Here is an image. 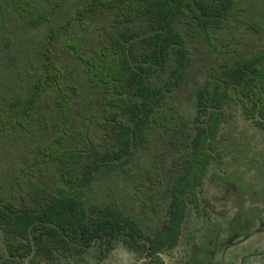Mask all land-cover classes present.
<instances>
[{"label": "trees", "instance_id": "trees-1", "mask_svg": "<svg viewBox=\"0 0 264 264\" xmlns=\"http://www.w3.org/2000/svg\"><path fill=\"white\" fill-rule=\"evenodd\" d=\"M235 109L264 0H0V264H164Z\"/></svg>", "mask_w": 264, "mask_h": 264}, {"label": "flooded vegetation", "instance_id": "flooded-vegetation-1", "mask_svg": "<svg viewBox=\"0 0 264 264\" xmlns=\"http://www.w3.org/2000/svg\"><path fill=\"white\" fill-rule=\"evenodd\" d=\"M252 105L253 95H246L243 107L252 109ZM235 111L231 110L229 122ZM247 113L239 114L257 135L247 134L239 147L245 157L260 158L254 162L258 167L253 173L257 174L249 179L245 169L229 176L222 173L232 163L227 158L233 143H227L222 163L209 169L196 198L188 203L177 243L159 253L164 264H264V146L259 149L253 143L256 138L264 142V117L258 121ZM216 203L221 205L220 211L215 209ZM127 251L148 264L145 258Z\"/></svg>", "mask_w": 264, "mask_h": 264}, {"label": "rangeland", "instance_id": "rangeland-1", "mask_svg": "<svg viewBox=\"0 0 264 264\" xmlns=\"http://www.w3.org/2000/svg\"><path fill=\"white\" fill-rule=\"evenodd\" d=\"M248 123L242 119L238 111H235L233 113V118L231 122H229L223 130V137L225 139L226 144L230 142L233 143V147L230 148V154L227 158V160L232 161V163L225 167L222 171V173H226L229 176L230 174H239L242 171H248L249 179H252L253 175L255 176L257 173H253L256 170L257 166L254 164L255 161L260 158L254 157L255 160H251L252 158L245 157L244 154H242L240 145L245 140L246 135L252 136L253 134L257 135V131H255L254 128L250 126V128H247ZM256 146H259V149H261L264 146V142L260 141L258 138L255 139L253 142ZM239 147V149H237ZM258 167V166H257ZM221 172V171H217ZM233 180V179H232ZM229 194V193H228ZM206 197H210L208 194ZM218 203L221 201H217ZM215 209L217 211H220L219 208L221 205L215 204ZM3 245L0 241V254H3ZM107 264H145L143 260H138L136 257H134L133 254L129 253L127 250L122 248L121 246H117L114 252L109 256L108 260L106 261ZM44 264V263H40ZM86 264H95L94 262L89 261Z\"/></svg>", "mask_w": 264, "mask_h": 264}]
</instances>
